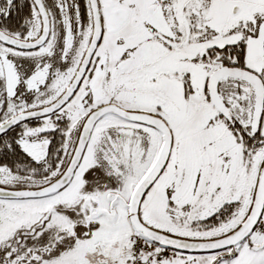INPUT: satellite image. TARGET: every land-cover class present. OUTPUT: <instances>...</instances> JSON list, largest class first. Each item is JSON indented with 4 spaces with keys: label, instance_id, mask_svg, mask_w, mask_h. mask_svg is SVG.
I'll list each match as a JSON object with an SVG mask.
<instances>
[{
    "label": "snow or ice",
    "instance_id": "6c2138e0",
    "mask_svg": "<svg viewBox=\"0 0 264 264\" xmlns=\"http://www.w3.org/2000/svg\"><path fill=\"white\" fill-rule=\"evenodd\" d=\"M0 264H264V0H0Z\"/></svg>",
    "mask_w": 264,
    "mask_h": 264
}]
</instances>
